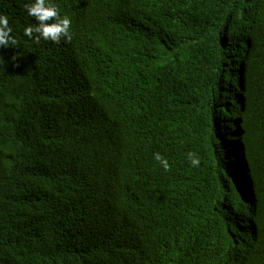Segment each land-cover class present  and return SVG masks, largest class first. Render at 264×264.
Wrapping results in <instances>:
<instances>
[{
  "label": "trees",
  "instance_id": "1",
  "mask_svg": "<svg viewBox=\"0 0 264 264\" xmlns=\"http://www.w3.org/2000/svg\"><path fill=\"white\" fill-rule=\"evenodd\" d=\"M31 2L0 0V264H264V0H48L59 44Z\"/></svg>",
  "mask_w": 264,
  "mask_h": 264
},
{
  "label": "clouds",
  "instance_id": "2",
  "mask_svg": "<svg viewBox=\"0 0 264 264\" xmlns=\"http://www.w3.org/2000/svg\"><path fill=\"white\" fill-rule=\"evenodd\" d=\"M24 8L30 17L36 21L35 25H30L24 29V35L35 43H57L67 41L71 42L73 25L72 19L64 13L59 5H54L48 0H34V2L26 3ZM12 28L9 26V20L6 15L0 14V47L9 48L17 47L18 41L12 35ZM15 60V57H13ZM3 61L0 56V62ZM18 66V65H17ZM188 159L193 167H199L200 159L196 153L189 152ZM157 160L165 171H170L168 161L160 155L154 154Z\"/></svg>",
  "mask_w": 264,
  "mask_h": 264
},
{
  "label": "bare ground",
  "instance_id": "3",
  "mask_svg": "<svg viewBox=\"0 0 264 264\" xmlns=\"http://www.w3.org/2000/svg\"><path fill=\"white\" fill-rule=\"evenodd\" d=\"M94 2H95V0H93ZM33 78H35V76L34 77H31V79H33ZM184 180H185V182H190V180L191 179H189V178H184ZM155 190H158V192L160 193V192H163L164 190H160V189H158V188H156L154 185H151V187L148 189V191H147V197H149V196H154V197H157V193H153ZM185 191V189H183V188H177L175 191H173L172 193H170V195L168 196V198L165 200L166 201V203H168V202H171V201H173V200H177L178 198H179V196L183 193ZM183 204H181V203H179V204H176L175 206H174V208H170V207H166V210L169 212V211H173V212H176L178 209H180L181 211H182V214L180 215V216H178V218L177 219H174V220H172L171 222H172V224L173 223H175L176 221H178V220H185L186 221V219H187V216H188V214H187V212L183 209ZM210 212V211H209ZM192 214L193 215H196V216H198V215H200V212H192ZM216 215L217 214H213V215H208V214H203L202 216H201V218L197 221V224H202V223H207V224H209L210 226H211V228H212V230L213 231H216V230H218L219 231V233H220V237L221 238H225L229 233H232L238 226H236V228H233L232 230H227V229H225L224 227H222L221 228V225L219 224V223H217V224H215V225H211V223H212V221L214 220V219H217L216 218ZM185 221H183V222H185ZM223 226V225H222ZM183 231H184V227L183 226H181L178 230H177V232L180 234V235H182V233H183ZM209 232H212V231H209ZM227 248H230V249H234V247H232L230 244H225L224 245V249H227ZM223 249V250H224ZM256 251H258V249H256ZM44 255L45 256H47L48 255V252H45L44 253ZM234 263V262H233Z\"/></svg>",
  "mask_w": 264,
  "mask_h": 264
},
{
  "label": "water",
  "instance_id": "4",
  "mask_svg": "<svg viewBox=\"0 0 264 264\" xmlns=\"http://www.w3.org/2000/svg\"><path fill=\"white\" fill-rule=\"evenodd\" d=\"M247 202H248V201H247ZM249 203H250V202H249ZM232 264H236L235 261H234V263H232Z\"/></svg>",
  "mask_w": 264,
  "mask_h": 264
},
{
  "label": "rangeland",
  "instance_id": "5",
  "mask_svg": "<svg viewBox=\"0 0 264 264\" xmlns=\"http://www.w3.org/2000/svg\"><path fill=\"white\" fill-rule=\"evenodd\" d=\"M190 175V174H189ZM191 176V175H190Z\"/></svg>",
  "mask_w": 264,
  "mask_h": 264
}]
</instances>
